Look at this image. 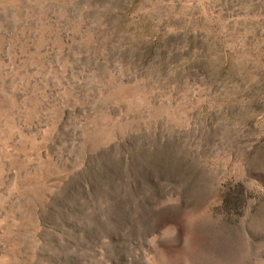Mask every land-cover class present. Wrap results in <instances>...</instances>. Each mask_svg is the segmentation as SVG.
I'll return each instance as SVG.
<instances>
[{
  "label": "rangeland",
  "instance_id": "1",
  "mask_svg": "<svg viewBox=\"0 0 264 264\" xmlns=\"http://www.w3.org/2000/svg\"><path fill=\"white\" fill-rule=\"evenodd\" d=\"M0 264H264V0H0Z\"/></svg>",
  "mask_w": 264,
  "mask_h": 264
}]
</instances>
